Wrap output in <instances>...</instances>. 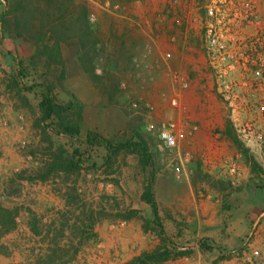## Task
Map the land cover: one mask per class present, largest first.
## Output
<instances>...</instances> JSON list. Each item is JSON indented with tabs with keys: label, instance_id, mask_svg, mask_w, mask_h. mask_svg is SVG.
Instances as JSON below:
<instances>
[{
	"label": "rangeland",
	"instance_id": "1",
	"mask_svg": "<svg viewBox=\"0 0 264 264\" xmlns=\"http://www.w3.org/2000/svg\"><path fill=\"white\" fill-rule=\"evenodd\" d=\"M4 12L0 204L38 215L43 233L30 251L34 264L56 246L62 259L54 264H97L102 252L127 264V252L138 257L162 245L141 199L148 171L140 158L122 151L108 160L103 145L86 144L89 132L115 146L135 134L145 140L160 222L175 245L193 251L164 264H224L228 249L200 239L193 204L211 194L228 216L231 194L253 202L263 195L264 0H0V18ZM129 28L147 31L133 61L124 45ZM43 85L58 102L82 108L78 143L39 124ZM169 123L178 134L174 148L158 138ZM54 156L80 160V169H55L47 182L17 178L46 174ZM103 234H115L113 247ZM201 242L212 250H201ZM130 244H137L133 253Z\"/></svg>",
	"mask_w": 264,
	"mask_h": 264
},
{
	"label": "crops",
	"instance_id": "2",
	"mask_svg": "<svg viewBox=\"0 0 264 264\" xmlns=\"http://www.w3.org/2000/svg\"><path fill=\"white\" fill-rule=\"evenodd\" d=\"M121 33L125 34L127 31L122 30ZM127 35H129V41L125 42L124 45L127 43L128 58L133 61L137 55H141V50L145 45L142 40H145L147 31L129 28ZM120 54L124 56L122 52ZM200 118L204 122L206 121L203 115ZM215 123L221 129L223 128L224 123L221 119L216 120ZM215 123L212 122V125L215 126ZM257 195H259L258 200L253 202L238 199L235 194H231L230 197V193H228V197L231 199L228 201V216L222 213L221 202L219 200L215 201L214 196L211 194H208L205 199L195 201V204H193L195 219L200 226L199 232L202 235L200 239H210L218 246L228 249V259L221 261L224 264H239L240 259L243 264H249L250 261L264 264V192L262 196H260V193ZM3 205L7 208H20L21 210L17 217L16 228L0 237V264H34L30 251L39 247L40 242L38 241L42 238V235L36 236L31 232L29 227L30 217L26 211L28 208L21 204ZM102 237H104L106 246L113 247L116 240L115 234L111 235L110 238L105 234ZM136 245L132 244L131 246L130 244L131 249L133 250ZM130 246L127 245V248ZM133 252L134 250L131 253ZM137 255L139 254H129L127 252L122 263L132 261ZM97 264L114 263L110 261L108 254L102 252Z\"/></svg>",
	"mask_w": 264,
	"mask_h": 264
},
{
	"label": "trees",
	"instance_id": "3",
	"mask_svg": "<svg viewBox=\"0 0 264 264\" xmlns=\"http://www.w3.org/2000/svg\"><path fill=\"white\" fill-rule=\"evenodd\" d=\"M6 17L7 15L4 12L0 18V24L2 25V27L5 25ZM14 60L17 66L18 78L21 82H24L26 78V73L22 68V63L16 57L14 58ZM62 75H64V73ZM42 89L43 92L39 102V124H41L43 130L49 129L57 135L66 137L74 143H78L82 132V108H78V106L73 102H58L56 97L53 95V89L48 86L43 85ZM85 142L90 147L103 145L106 148L108 160L118 155L122 151H127L132 154H135L140 158V162L143 169L148 171V184L144 188V192L141 196V199L144 203H146L152 208L154 223L157 225L156 233L159 239L161 240L162 245L157 250L149 253H144L127 264H164L169 260L191 255L193 253L191 249L180 248L179 246L174 244V242L166 234V231L160 222L158 203L155 199L154 194V161L153 156L151 155L145 140L139 134H135L133 138H131L129 141L127 140L126 142L115 146L112 144L111 141L104 139L98 133L89 132L86 135ZM234 142L241 149H243L237 139H234ZM75 153L78 154V150H75ZM80 163V160L74 161V158L67 160L63 158V156H54V159L47 166L46 174H40L36 177L28 179L25 178L24 173L21 172L17 175V178L19 180H39L42 182H47L50 177V174L55 169H61L66 172L78 171L80 169ZM251 164L254 170L262 173V170H260L257 163L252 159ZM20 210V208L11 209L5 207L3 204H0V237L6 235L7 233L16 228L17 217L19 216ZM26 211L30 217L29 227L31 232L36 236L42 235L43 232L40 228V220L38 219V215L30 208H28ZM133 215L134 212H132L129 216L120 215V217L124 218V220H129ZM86 228L91 229V226H86ZM83 233L86 234V232L84 231ZM73 249H75L73 252L75 254L78 249L76 246H73ZM200 249L204 251L212 250V248L206 242H201ZM60 251L62 250L58 249V246H56L54 249L51 250V256H48V260L44 263L39 262L38 264H54L57 259L61 260L62 258L58 257V253ZM53 256L54 258H57L54 259Z\"/></svg>",
	"mask_w": 264,
	"mask_h": 264
},
{
	"label": "built area",
	"instance_id": "4",
	"mask_svg": "<svg viewBox=\"0 0 264 264\" xmlns=\"http://www.w3.org/2000/svg\"><path fill=\"white\" fill-rule=\"evenodd\" d=\"M215 42L213 41L212 44ZM214 48L211 47V50ZM159 141L166 148H174L177 145L178 134L174 123L163 125L158 133ZM243 264V263H242ZM245 264V263H244ZM249 264H259L254 261H250Z\"/></svg>",
	"mask_w": 264,
	"mask_h": 264
}]
</instances>
